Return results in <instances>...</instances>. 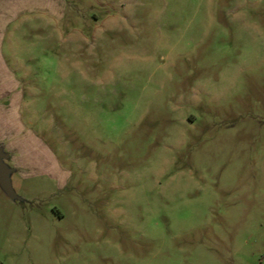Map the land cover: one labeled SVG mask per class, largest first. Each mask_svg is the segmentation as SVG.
Listing matches in <instances>:
<instances>
[{"label":"rangeland","instance_id":"1","mask_svg":"<svg viewBox=\"0 0 264 264\" xmlns=\"http://www.w3.org/2000/svg\"><path fill=\"white\" fill-rule=\"evenodd\" d=\"M9 73L0 264H264V0H0Z\"/></svg>","mask_w":264,"mask_h":264},{"label":"crops","instance_id":"2","mask_svg":"<svg viewBox=\"0 0 264 264\" xmlns=\"http://www.w3.org/2000/svg\"><path fill=\"white\" fill-rule=\"evenodd\" d=\"M15 81L17 80H15L14 75L11 73L0 80V143L3 145L4 151L9 155L7 163L14 169L13 174L25 166L19 157V138L24 134L22 131L24 123L20 116V107L23 99L20 95V90L17 88L18 84ZM10 84H16L14 85L15 88H12ZM3 128L8 130L6 135L3 133ZM52 157L54 160L49 158L52 164L47 161L49 163V170L52 172L51 174H57L62 177L65 174L64 170L57 164L55 156ZM44 161L45 159L40 157L39 162L44 163Z\"/></svg>","mask_w":264,"mask_h":264},{"label":"water","instance_id":"3","mask_svg":"<svg viewBox=\"0 0 264 264\" xmlns=\"http://www.w3.org/2000/svg\"><path fill=\"white\" fill-rule=\"evenodd\" d=\"M9 155L4 151L3 145L0 143V185L4 191L15 199L23 200L19 197L12 188L11 176L14 169L11 168L7 160Z\"/></svg>","mask_w":264,"mask_h":264}]
</instances>
